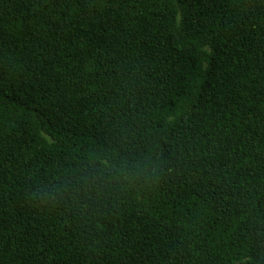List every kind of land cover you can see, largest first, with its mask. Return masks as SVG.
Here are the masks:
<instances>
[{"label":"trees","instance_id":"trees-1","mask_svg":"<svg viewBox=\"0 0 264 264\" xmlns=\"http://www.w3.org/2000/svg\"><path fill=\"white\" fill-rule=\"evenodd\" d=\"M0 264H264V0H0Z\"/></svg>","mask_w":264,"mask_h":264}]
</instances>
